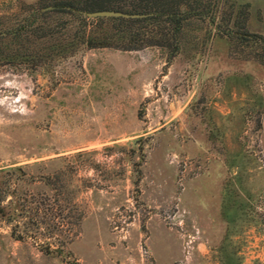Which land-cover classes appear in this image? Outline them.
I'll list each match as a JSON object with an SVG mask.
<instances>
[{
	"label": "rangeland",
	"instance_id": "rangeland-1",
	"mask_svg": "<svg viewBox=\"0 0 264 264\" xmlns=\"http://www.w3.org/2000/svg\"><path fill=\"white\" fill-rule=\"evenodd\" d=\"M56 1L0 0V264H264V0H177L174 28Z\"/></svg>",
	"mask_w": 264,
	"mask_h": 264
},
{
	"label": "trees",
	"instance_id": "trees-1",
	"mask_svg": "<svg viewBox=\"0 0 264 264\" xmlns=\"http://www.w3.org/2000/svg\"><path fill=\"white\" fill-rule=\"evenodd\" d=\"M121 0H57L55 3H52V7H49L50 9L56 8L57 10H64L67 11L74 16H76L79 20H84L86 16L83 15V13L87 10H95V9H102V8H111V9H118L116 4L120 2ZM142 1L143 4L141 6L146 7V9H133V11H126L128 13H135L133 16H121V15H111V16H94V19L98 22H104V21H111V22H120L124 24H131V22L139 19L144 18H153L155 21H158L160 18H166L170 23L171 27H176L177 24L173 23L177 21V18H174L175 12H176V5L177 0H168L170 5H165V2L162 0H138ZM137 6L139 2H136ZM140 7V6H139ZM85 14V13H84ZM141 32V34H143ZM84 35V36H83ZM129 33H126L125 31L120 34V39H123L121 41L123 42H116L114 38H111V34H107L105 32H102L101 34H92L91 32H86V34L82 33L81 38L79 39L80 42L84 43L86 47H97V46H110L114 48L119 49H135L139 48L143 45L147 44H159L157 40H144L140 43L132 42V38L129 36ZM243 38H247L245 35L252 36L254 39L260 40V43L264 44V37L260 34H256L253 32H243L242 33ZM262 63L264 64V59L262 60ZM129 155H132L131 152H129ZM139 155H142L141 150L139 151ZM138 163V162H137ZM136 175H139L138 168H135ZM61 171H55L50 174H47L43 176L45 179V182L48 183L53 191L57 193H61L64 189V184L61 180L60 176ZM3 190L0 187V212L2 210L1 200H2ZM41 201V200H39ZM45 203V202H44ZM47 206V205H46ZM59 206V205H57ZM53 210V212H51ZM60 208L58 207V210H56L55 207H49V219L50 221H47V224L49 226L48 229V235L53 236V234H56L57 231L62 230L63 226V219L65 216H63L60 212ZM81 212H78L76 216V222L80 218ZM16 237H21L19 234H15Z\"/></svg>",
	"mask_w": 264,
	"mask_h": 264
},
{
	"label": "water",
	"instance_id": "water-1",
	"mask_svg": "<svg viewBox=\"0 0 264 264\" xmlns=\"http://www.w3.org/2000/svg\"><path fill=\"white\" fill-rule=\"evenodd\" d=\"M48 7H52V5H48ZM87 16H111V15H121V16H133L135 13H128L126 11L120 9H111V8H102L95 10H87L84 12Z\"/></svg>",
	"mask_w": 264,
	"mask_h": 264
}]
</instances>
